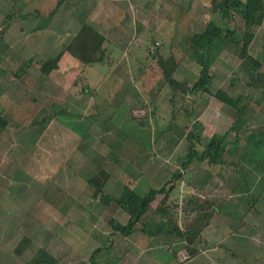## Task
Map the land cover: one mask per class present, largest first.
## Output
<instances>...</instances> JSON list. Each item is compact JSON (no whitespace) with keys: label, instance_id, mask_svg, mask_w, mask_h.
<instances>
[{"label":"rangeland","instance_id":"1","mask_svg":"<svg viewBox=\"0 0 264 264\" xmlns=\"http://www.w3.org/2000/svg\"><path fill=\"white\" fill-rule=\"evenodd\" d=\"M21 1L25 4L20 11ZM57 2L0 0V26L11 7L18 15L7 29L0 28V38L4 41L0 43V112L10 121L6 130L0 129V264H24L40 247L55 256L58 264H208L211 255L208 258L207 253L198 260H187L185 243L172 234L148 237L136 232L124 237L113 233L110 219L125 223L128 215L114 203L101 204L93 198V188L80 175L90 160L111 173L106 188L109 192H113L120 181L132 184L144 194L149 190L150 180L154 184L149 173L155 175L158 180L155 184L160 187L170 181L173 171L183 168L184 181L175 191L180 202L193 193L210 171L211 180L202 192L222 208L215 215L213 227L218 223L231 230L241 227L231 240L222 231L217 233V237L223 234V238L215 245L219 247L214 256L215 264H221L220 258L225 259L224 264H250L249 259L237 252L251 248L252 241L245 233L249 227L253 228V217L259 216L258 213L264 216V204H261L264 203V141L257 137L253 142L248 140L250 134L264 132V78L249 86L252 70L239 56V48L231 42H226L220 50L215 46V54L211 55L214 63L210 88L213 91L222 88L232 97H240V106L245 105L246 110L238 121L236 108L208 93L195 95L194 99L177 96L174 115V105L168 102L172 94L169 84L162 77L157 80L151 77L149 84L147 78L144 81L147 87L141 81L139 70L144 66L151 74H155L156 68L160 71L154 57L159 50L165 57L174 55L180 60L174 73L177 79L193 83L198 77L199 65L186 52L189 49L186 35L203 31L206 21L213 18L225 30L232 28L238 36H247L249 52L257 56L264 45V23L246 29L239 16L227 22L211 10L209 0H95L93 7L97 8L100 3L107 11L112 9L110 15H103L110 40L117 33L112 31L108 17L112 18V24L118 21V29H124L122 35L126 44L133 43L127 47L130 54L135 55L133 62L125 64L124 42L114 45L112 42L109 52L120 64L106 68L97 62L86 73L84 65L68 62L66 66L67 62L62 61L58 70L46 76L40 71L42 61L63 50L69 38L65 31L69 29L72 34L78 26L76 21L72 25L64 23L67 18L70 22L73 19L71 15L64 18L62 5L52 18L47 16ZM85 2L88 7L91 0ZM81 3L77 0L74 6H82ZM19 11L20 14L32 11L39 14L26 20L19 16ZM75 20L80 22L81 17ZM42 24L44 27L38 28ZM19 57L32 58L33 62L23 66ZM97 67L99 73L94 70ZM22 68L24 71L17 75ZM260 71L264 73V62ZM86 74L101 83V87H95L99 95L86 96L83 104L88 105L87 109L81 116H75L76 108L80 107L75 100L82 95ZM119 74L133 76L128 83L136 88L137 98L144 95L150 99L151 95L145 94L147 88L148 92L154 89L155 95L159 90L158 107L152 102L145 107L142 102L145 99L137 98L133 106L120 104L117 103L121 100L119 96L114 100L116 104H102L95 108V116L89 117L94 101L100 102V96L105 97L106 88L125 87L127 81L119 82L115 78ZM99 76L100 80L108 79L103 82ZM64 106L72 110L70 116L64 112L51 119L45 128L44 125L31 127L34 121L49 117ZM191 109L192 115H188ZM195 114L201 116L204 123ZM196 121L203 123L201 130L207 137L215 131L227 132L226 163L211 166L207 160L197 159L182 166L188 153L187 133L197 131ZM237 134L240 135L238 141ZM195 147L202 152V146L196 144ZM161 197L158 195L151 204L145 220L150 218ZM257 205H263L262 209L254 212ZM242 218L251 221L249 227L239 224ZM149 222V229H155L158 220ZM204 232L212 242L215 235H209V229ZM259 234L260 245L264 232ZM25 236L30 243L23 248L25 243L21 242ZM234 239H239V243L231 248ZM105 245L108 248L91 259L93 250ZM232 253H237L239 259Z\"/></svg>","mask_w":264,"mask_h":264},{"label":"trees","instance_id":"2","mask_svg":"<svg viewBox=\"0 0 264 264\" xmlns=\"http://www.w3.org/2000/svg\"><path fill=\"white\" fill-rule=\"evenodd\" d=\"M209 2L211 10L220 15V17L227 22H231L236 16H239L244 22V27L246 29L252 26H262L264 23V0H209ZM62 3L63 0H58L47 16L52 18L57 13ZM24 4L25 1H21V5L19 6L20 11ZM31 15L32 13H21L19 16L28 19ZM17 16L15 8L11 7L5 14L4 21L0 26L2 31L7 29L11 21L16 19ZM43 27L44 25L42 24V26L38 28ZM185 37V41L189 47L186 52L190 58L195 60L199 65L198 77L193 83L187 80H179L175 77L174 73L180 63V60L176 56L171 55L165 57L159 50H156L154 53L161 77L172 88V94L168 97L169 102L174 105L172 113L175 115V106L179 100H177V96H181L183 99L185 96H189L194 99L195 95L201 96L204 93H208L225 104L236 108L238 121H240L246 110L245 105L240 106V97H232L222 88H218L215 91L210 88L213 82L211 70L214 63V59L211 55L212 53L215 54V46L216 49L220 50V47L226 44V42L235 44L239 48V56L249 65V69L252 70V76L248 84L249 86H254L260 78H264V73L260 71L264 62V45L260 54L253 56L249 52L250 39L247 36H238L236 30L232 28L225 30L223 26L213 18L206 21V28L203 31L188 34ZM105 40L106 38L103 34L89 24L84 23L74 39L66 45L65 50L78 58L85 66L96 62L102 63L106 57V48L104 47ZM3 42V39L0 38V43ZM152 43H154V40H152ZM62 55L63 51L58 52L54 57H48L42 61L40 65L41 73L49 76L53 71L59 69V62ZM21 60L23 66L30 65L31 62H33L32 58H22ZM23 71L22 68L21 72L17 75L20 76V73ZM76 83L77 81H75V84ZM88 89L89 88L84 86L81 91L82 93H88ZM202 100L205 101L203 96ZM75 101L77 105L81 107V103L84 102V97H80ZM80 107L79 109L76 108L75 112L78 114H75V116H81V113L84 111V109H80ZM70 111L72 110H69V106H64L49 117H44L40 121H34L31 123V127L44 125L45 128L51 119H54L61 113L65 112L70 116ZM95 112L96 109L92 106L91 110L88 112L89 117L95 116ZM9 122L8 117L0 112V129L6 130L9 127ZM194 124L197 131H189L187 133L189 142L188 153L186 160L182 162V166L186 167L197 159L200 161L207 160L211 166L226 163L224 151L227 146V132H214L213 135L207 137L202 133V124L199 121H196ZM256 137L259 141H264V132L258 133L257 135L255 134V136L250 134L248 140L253 142ZM239 139L240 135L237 134L236 140L238 141ZM196 144L203 147L201 153L196 149ZM84 169L85 170L80 171V175L93 188V198L101 204L111 205L114 203L128 215V220L125 223L119 221L117 218L110 219L109 225L113 229V233H119L124 237H129L136 232H140L148 237H155L159 234L175 235L179 241L185 243V248L188 252L187 260L196 258L208 247L203 232L205 228L210 225L213 217L220 213V209L222 210L213 199L204 195L202 192L203 188H205L207 183L211 180L210 171L207 173L208 177L200 183H203V185L199 186V184L195 187L192 194L186 195L184 199H182V202H180V200H177L175 191L177 186L184 181L183 168L173 171L169 182L160 187H150L148 192L144 194H141L140 191L133 188L134 186L132 184L120 181L117 183L113 192L106 191L107 184L111 179V173L91 160L86 163ZM158 195H162L161 199L157 202L150 218L145 220L144 218L148 209ZM156 219L158 220L156 228L149 229V221H157ZM21 243H25L22 246L24 248V246L30 243V239L25 236ZM105 248H108V246L105 245V247L100 246L95 248L92 252L91 259L94 260ZM20 251L22 250H17V252ZM232 255L234 258L239 259L237 253H232ZM58 263V259L46 248L40 247L32 259L24 264Z\"/></svg>","mask_w":264,"mask_h":264},{"label":"crops","instance_id":"3","mask_svg":"<svg viewBox=\"0 0 264 264\" xmlns=\"http://www.w3.org/2000/svg\"><path fill=\"white\" fill-rule=\"evenodd\" d=\"M75 1H77V0H63V3H62V8H61V10H62V14L64 15V18L66 19L68 16H72V19H73V22L71 21L70 22V20L67 18V21H65L64 23L65 24H69V23H71V25L76 21V24H78V26H77V28L75 29V30H73V33L72 34H70L71 33V31H69V29H68V31H65L68 35H69V38H68V40H67V42H66V44H65V46H64V48H63V50H61V51H63V55H62V58H61V60H60V62H59V67H61L62 66V61L66 64V62H67V64H66V66L68 65V62H72V63H74V65H78V66H85V64H83L78 58H76V57H74L69 51H66L65 50V47H66V45L68 44V43H70L73 39H74V37L76 36V34H77V32L81 29V27H82V25L84 24V23H86V24H89L91 27H93L94 29H96L97 31H99L101 34H103L104 36H105V38H106V40H105V42H104V47L106 48V57H105V60L101 63V62H99L98 64H100V66L102 67V66H105L106 68L108 67V65H110V67L112 68V65L114 64V65H116V64H120V62L121 61H115V60H117L116 59V57H113V56H115V55H113L111 52H109V47L111 46V44L110 43H112L113 42V45L115 44V42H116V44L117 43H119V41H122V42H124V45H123V53H122V56H123V59L125 58V64H130V63H132L133 62V60H134V57H135V55H131L130 54V49H128L127 50V47H129V46H131L133 43H128V44H126L127 43V40L126 39H124V37H123V33H122V30H124L123 28L120 30V29H118V21L117 22H114L113 24H112V18H110V17H108L107 18V20H108V22L111 24V26H113V29H112V31H114V34L115 33H117L113 38H111V40H110V38H109V36H107V34L106 33H108V32H106V29H105V26H106V21L103 19V15H110L111 14V10L112 9H109V11H107V10H105V9H107V8H104V7H102L101 6V4L99 3L97 6V8H95V7H93V4H94V2H95V0H91V2H90V4H89V6L88 7H86L87 6V2H85V0H80V1H82V6L80 5V4H78V5H76V6H74V3H75ZM88 1V0H87ZM86 7V8H85ZM85 8V9H84ZM36 11V10H35ZM35 11H32V12H28V13H32V15L31 16H34V15H38L39 13L38 12H35ZM33 13H35V14H33ZM36 13H38V14H36ZM113 13L116 15V12H114L113 11ZM87 16H86V15ZM30 16V17H31ZM99 16V17H98ZM102 16V17H101ZM29 17V18H30ZM76 17V18H75ZM78 17H81V20H80V22H77V20H75V19H77ZM84 17V18H83ZM28 18V19H29ZM27 20V19H26ZM75 24V25H76ZM70 25V24H69ZM10 26V25H9ZM70 27V26H69ZM36 29H37V27H36ZM71 30V29H70ZM120 30V31H119ZM122 39H124V41L122 40ZM118 45H120V44H118ZM118 45H115V46H117V47H119ZM127 45V46H126ZM126 49V50H125ZM60 51V52H61ZM51 57H54V56H51ZM120 57V56H119ZM26 59V58H25ZM123 59H122V63H123ZM112 60H113V62H112ZM112 63V64H111ZM97 64V62L96 63H92V64H90V65H87V66H85L84 68H85V70H86V73H87V69H89V68H91V69H93L94 68V66ZM117 67L119 68V65H117ZM144 67V66H143ZM143 67H141L140 68V70H139V72H142V78H141V81L142 82H144L145 80H146V78L148 79V80H146V82H148L149 80H151V77L152 78H154V77H156V79L155 80H157V78L159 79L160 77H161V75H160V71H157V68H156V70H154L155 71V74H151V73H149L147 70L149 69V68H146L145 67V69L143 68ZM58 70V69H57ZM94 70H96V72H98L99 73V68L97 67V68H95ZM118 72V71H117ZM147 74V75H146ZM150 74V75H149ZM143 75L145 76V77H143ZM100 77L101 76H99V80H100ZM119 82L120 81H123V80H125V81H127V82H125V87H123V88H118L117 90L116 89H114V90H107V88L104 90L105 91V93H106V95H105V97L104 96H100V102H96V101H94V103H93V106L95 107V108H97V107H99V106H101L102 104H105V105H111V104H116V102H114V100H116L119 96H121L120 97V99L121 100H118L117 101V103L118 102H120V104L123 102V103H127V104H132V106L134 105V103H135V100H137V99H145L144 101H142L144 104L143 105H145V107H146V104H148V102H152L153 104H154V106H156V107H158V105H159V103L161 102L159 99H158V102H157V97H159V90L158 91H156V92H158V94L157 95H155V93L153 92L154 91V89H151L150 88V92H148L149 90H148V88L146 89V92H145V94L147 95V97H149V94L151 95V98L150 99H146L145 97H144V95H143V98H137L136 97V93H134L135 92V89L136 88H134V85H132V84H129L128 82L129 81H131L132 79H133V76L131 75V77L130 76H128L127 74H125L123 77H121L120 76V74H119V77H115ZM108 79V77L107 78H104V79H101L103 82L104 81H106ZM144 79V80H143ZM100 80V81H101ZM181 80V79H180ZM182 80H184V79H182ZM140 81V82H141ZM141 82V83H142ZM146 82H144L145 84H146ZM93 83V84H92ZM154 83V82H153ZM85 86H86V88H89L88 90H89V92L88 93H82V95H81V97H86V96H91V97H94L96 94L97 95H99L98 94V92H97V89L95 88V87H98V86H100L101 87V83H99L98 84V82H97V80L96 81H93V80H91V78L89 77V75L88 74H86V78H85ZM97 84V85H96ZM148 84H149V82H148ZM148 84H146L147 85V87L149 86ZM119 85V84H118ZM145 87V86H144ZM143 88H141V90H142ZM159 89V88H158ZM136 92H138V90H136ZM138 95V97H140V95L139 94H137ZM169 97V96H168ZM135 98H137V99H135ZM85 101V100H84ZM140 101V100H139ZM192 101V100H191ZM168 102H169V100H168ZM209 102V101H208ZM208 102H206V103H208ZM67 103H69L68 102V100H67ZM84 103V102H83ZM83 103H81V107H80V109H84V110H86L87 109V107H88V105H85V104H83ZM77 104V103H76ZM149 105V104H148ZM71 107H75V106H71ZM78 109H79V107H77ZM103 109V108H102ZM100 112V111H99ZM193 111H192V109L190 110V112L188 113V115H192L191 113H192ZM154 113V112H153ZM195 116L197 117V115L195 114ZM197 119H200L201 121H202V118H201V116L200 117H197ZM200 122V121H199ZM203 122V121H202ZM204 123V122H203ZM202 123V124H203ZM162 127H163V125H162ZM216 132V131H215ZM148 177L150 178L151 177V179L154 181V184L151 182V180H150V187H159V185H156L155 183H158V180H156V178H155V175L152 173H149L148 174ZM157 181V182H156ZM207 186V185H206ZM149 187V188H150ZM261 197V196H260ZM258 201H260V202H262V200H258ZM261 204H264V203H261ZM262 206L263 205H261V207H259L258 205L256 206V208L254 209V212H257L259 209H262ZM224 212V211H223ZM222 213V212H221ZM257 214V213H256ZM248 215V214H247ZM258 215L259 216H256V217H253L252 219V221H254L253 222V228L252 227H249V224L251 223V221H249V220H246V218L244 219V218H242V220H240V222H239V224L243 227V226H246L247 225V227H249V229L247 230L248 231V233H245V236H249L250 237V239H251V241L252 242H250L251 243V248H249V250H248V248L246 247L245 248V251H239V252H237V253H239V254H241V255H243L246 259H249V263L250 264H263L262 262H264V238L263 239H260V241L262 240L263 242L261 243L262 244V246H261V244L259 245V241H258V235H260L259 233H262V232H264V216H260V213H258ZM214 218H215V216L213 217V219L211 220V223H210V225L208 226V227H206L205 228V230L204 231H206V230H208L209 229V232H208V234L209 235H212V236H214L215 235V238H213L214 240L211 242L210 240H209V237L208 236H206V233L205 232H203V236H205V238H206V240H207V243H208V247L205 249V250H203V252H201V254L199 255V256H197L195 259H200V257H203V255H205L206 253V255H207V257L208 258H210V255H211V258H210V261H207V263L209 264V262H211L212 264H215V262H216V260H217V258L215 257L214 258V256L215 255H217V248H219V247H215V245H218V243L220 242L219 241V239H221V238H223V234L224 235H226V237H228V239H232L233 238V236H234V232L236 231V229H239V228H241V227H237L236 229H233V230H231L230 228L229 229H226V227L223 225V224H217L216 225V228H214L213 227V225L212 224H214L213 222H214ZM252 225V224H251ZM227 230V231H226ZM219 231H222V236L220 237V236H218L217 237V233L219 232ZM241 231V230H240ZM218 241V242H216V241ZM238 240V241H237ZM216 242V243H215ZM239 243V239H234L233 240V242L231 243V245H232V247L231 248H233V247H237V244ZM254 245H255V247H254ZM213 246V247H212ZM254 247V248H253ZM243 250V249H242ZM220 260V262H221V264H224V258H220L219 259ZM219 260H218V263H219ZM214 261V262H213ZM198 262H200V261H198Z\"/></svg>","mask_w":264,"mask_h":264}]
</instances>
